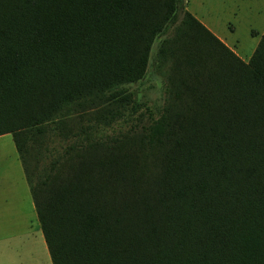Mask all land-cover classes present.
Instances as JSON below:
<instances>
[{"label":"trees","instance_id":"16d2710c","mask_svg":"<svg viewBox=\"0 0 264 264\" xmlns=\"http://www.w3.org/2000/svg\"><path fill=\"white\" fill-rule=\"evenodd\" d=\"M4 133L52 264H264V31L244 60L186 0H0Z\"/></svg>","mask_w":264,"mask_h":264},{"label":"rangeland","instance_id":"374dc122","mask_svg":"<svg viewBox=\"0 0 264 264\" xmlns=\"http://www.w3.org/2000/svg\"><path fill=\"white\" fill-rule=\"evenodd\" d=\"M186 7L243 58L264 31V0H186ZM160 38L153 42L144 77L127 85L144 103L137 116L144 120L157 115L163 101V79L154 69ZM129 124L118 121L109 129ZM0 264H52L11 133L0 135Z\"/></svg>","mask_w":264,"mask_h":264},{"label":"crops","instance_id":"0c3cea01","mask_svg":"<svg viewBox=\"0 0 264 264\" xmlns=\"http://www.w3.org/2000/svg\"><path fill=\"white\" fill-rule=\"evenodd\" d=\"M250 56H248L247 58H243L244 60H247L248 58H249ZM18 157H19V155H18ZM21 162V161H20ZM22 165V164H21ZM25 175V174H24ZM25 179H26V177H25ZM27 181V180H26ZM34 204V203H33Z\"/></svg>","mask_w":264,"mask_h":264}]
</instances>
